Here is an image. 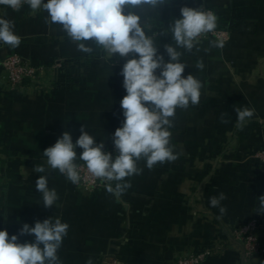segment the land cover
Segmentation results:
<instances>
[{
    "label": "crops",
    "instance_id": "0c3cea01",
    "mask_svg": "<svg viewBox=\"0 0 264 264\" xmlns=\"http://www.w3.org/2000/svg\"><path fill=\"white\" fill-rule=\"evenodd\" d=\"M201 5L217 13L229 39L223 48L213 47V40L198 42L190 52L177 48L187 65L183 75L202 84L199 104L177 108L170 118V144L178 158L151 170L141 160V174L120 182L131 187L119 197L107 190L92 195L76 190L47 166L43 150L64 131L75 143L82 125L97 143L113 145L124 120L120 72L126 58L111 57L91 41L85 43L92 52L80 51L60 25L46 23L43 10L32 12L27 4L19 11L0 7V16L14 22L21 38L17 48L0 42V62L12 54L42 67L63 62L54 85L26 82L13 92L0 79V230L11 236L24 223L60 218L69 225L57 253L62 264H174L211 245L219 252L201 264H264V255L245 258L229 238L236 224L258 218L264 242V214H258L264 169L250 156L264 145V0H169L160 9L145 5L136 11L167 62L163 45L175 46L169 25L182 18V7ZM244 108L254 114L238 128L236 110ZM39 165L44 173L33 171ZM40 175L57 192L51 208L44 207L36 189ZM220 193L226 199L212 207L210 198ZM33 240V235L20 237V242Z\"/></svg>",
    "mask_w": 264,
    "mask_h": 264
},
{
    "label": "clouds",
    "instance_id": "9594fccd",
    "mask_svg": "<svg viewBox=\"0 0 264 264\" xmlns=\"http://www.w3.org/2000/svg\"><path fill=\"white\" fill-rule=\"evenodd\" d=\"M169 0H0V5L19 11L27 4L32 12L43 10L47 13L46 23L58 24L72 41L77 42L80 51L90 53L93 49L85 42L91 41L111 57L118 54L126 58L120 75L126 95L121 99L123 123L116 128L112 141L117 152L115 158L106 152L104 142L95 138L83 127L73 142L69 131H64L53 146L43 150L46 164L58 170L73 184L80 182L77 159L84 162L92 177L105 182L110 194L122 195L131 183H120L125 178L139 175L142 169L138 162L146 161L151 170L156 164L174 162L178 154L170 144L172 120L177 108L187 109L189 104L200 101L202 84L193 75H183L187 65L180 62L181 52L177 48L191 51L201 35L214 32L217 16L204 6L180 9L181 17L169 25L172 44H164L169 57L164 55L154 40L146 35L142 17L136 9L149 6L160 9ZM14 22L0 16V42L17 48L21 38L14 32ZM213 47L223 48V40L210 41ZM129 56L132 58L127 59ZM198 68L203 64L198 62ZM159 70V74H157ZM237 127L242 128L254 110L237 109ZM82 149L77 154L76 149ZM33 171L44 173L43 165L34 166ZM115 183V187L111 182ZM36 189L42 194L45 208H51L58 200L55 189L48 186L47 176L40 175L35 181ZM224 193L210 198L212 207L225 200ZM258 214H264V195L258 197ZM225 209L220 208L223 213ZM69 225L60 218L49 217L34 226L24 223L17 234L9 236L8 231L0 230V264H62L57 253L67 235ZM33 235L32 242H20V237ZM91 264V261H88Z\"/></svg>",
    "mask_w": 264,
    "mask_h": 264
},
{
    "label": "built area",
    "instance_id": "2783aa9c",
    "mask_svg": "<svg viewBox=\"0 0 264 264\" xmlns=\"http://www.w3.org/2000/svg\"><path fill=\"white\" fill-rule=\"evenodd\" d=\"M2 6L4 5H0V7ZM204 10H211L216 14L217 27L214 32L201 35L198 38V41L203 42L205 40H223L224 43L227 42L230 32L226 27L220 24L217 13L207 7H204ZM113 57L116 58L120 56L118 54H114ZM128 58L132 57L129 56ZM62 65L63 62L56 60L45 67L36 66L20 55L12 54L5 57L0 62V79L4 82V84H6L7 89L13 92L20 91L26 82L33 83L37 87H43V85L45 86L46 84L54 85L56 82L57 73ZM44 76L47 79L46 81L43 79ZM104 150L106 152H111L113 158H115L117 155L114 144L109 148H105ZM250 156L257 161L261 168L264 169V145L259 146L257 149L251 152ZM76 163L79 165L78 171L81 179L78 184H73L68 180L73 188L85 195H92L99 190H107L105 182L92 177L87 171L86 165L83 161L78 160ZM111 183L113 186V182ZM260 227L261 224L258 218H251L236 224L229 232L230 241L241 246L242 254L245 258H261L264 255V242L258 235V230ZM219 249L220 247L217 245L207 246L197 252L186 253L178 257L174 264H201L206 259L215 256L219 252Z\"/></svg>",
    "mask_w": 264,
    "mask_h": 264
},
{
    "label": "trees",
    "instance_id": "16d2710c",
    "mask_svg": "<svg viewBox=\"0 0 264 264\" xmlns=\"http://www.w3.org/2000/svg\"><path fill=\"white\" fill-rule=\"evenodd\" d=\"M227 29H228V31L230 32L229 28H227Z\"/></svg>",
    "mask_w": 264,
    "mask_h": 264
}]
</instances>
